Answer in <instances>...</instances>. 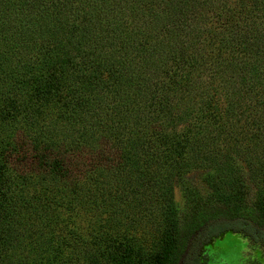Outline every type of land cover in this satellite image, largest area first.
Masks as SVG:
<instances>
[{"label":"trees","instance_id":"trees-1","mask_svg":"<svg viewBox=\"0 0 264 264\" xmlns=\"http://www.w3.org/2000/svg\"><path fill=\"white\" fill-rule=\"evenodd\" d=\"M263 148L264 0H0V264L264 245Z\"/></svg>","mask_w":264,"mask_h":264},{"label":"rangeland","instance_id":"rangeland-1","mask_svg":"<svg viewBox=\"0 0 264 264\" xmlns=\"http://www.w3.org/2000/svg\"><path fill=\"white\" fill-rule=\"evenodd\" d=\"M264 153V148L262 149ZM176 199L180 200L176 191ZM208 260L206 264H264V245L260 242H248L241 234L226 232L205 246Z\"/></svg>","mask_w":264,"mask_h":264},{"label":"snow or ice","instance_id":"snow-or-ice-1","mask_svg":"<svg viewBox=\"0 0 264 264\" xmlns=\"http://www.w3.org/2000/svg\"><path fill=\"white\" fill-rule=\"evenodd\" d=\"M229 264H240L239 261H230Z\"/></svg>","mask_w":264,"mask_h":264}]
</instances>
